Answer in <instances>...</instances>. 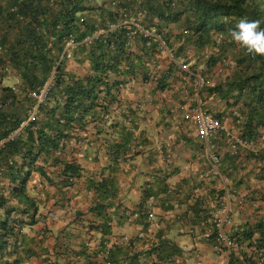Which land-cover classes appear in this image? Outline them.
Wrapping results in <instances>:
<instances>
[{
  "label": "trees",
  "instance_id": "trees-1",
  "mask_svg": "<svg viewBox=\"0 0 264 264\" xmlns=\"http://www.w3.org/2000/svg\"><path fill=\"white\" fill-rule=\"evenodd\" d=\"M241 17L259 19L264 28V0H0V170L6 168L2 176L15 185L11 193L19 200L10 207V201L0 197V210H5L4 219L0 218V259L15 258L13 264L23 261L16 229L37 223L39 207L27 192L33 172L48 183L59 177L58 185L69 189L84 175L75 156L83 146L98 142L109 146L107 155L114 164L111 174L130 154L134 140L128 126L112 121L113 106L122 101L118 83L111 79L142 71L146 80L150 56L161 44L145 37L134 24L119 28L125 21H134L146 31L155 28L171 49L176 45H181L180 51L189 46L199 53L211 49L213 54L205 64L210 70L231 57L228 75L211 91L219 93L229 108L238 107L243 118L238 136L257 147L264 127V57L247 55L231 40L229 31ZM71 36L78 43L74 59L90 65L91 73L84 77L73 75L67 71V62H60ZM87 38L91 42H84ZM123 67L128 69L123 71ZM53 74L38 121L8 140L36 101L23 89L13 92L4 82L18 76L24 89L39 92ZM134 112L129 111L131 116ZM124 131L122 140L109 139ZM252 157L264 160L263 153ZM39 159L43 165L38 167ZM49 164L58 177L48 175ZM114 183L111 175L89 181V188L100 197L97 208L105 222L98 227L106 234L111 232L109 210L118 197ZM12 214L20 217L13 219ZM232 239L239 252L232 264H264V219L245 225ZM107 253L106 259L111 260L112 253ZM33 254V248L26 253Z\"/></svg>",
  "mask_w": 264,
  "mask_h": 264
},
{
  "label": "crops",
  "instance_id": "crops-1",
  "mask_svg": "<svg viewBox=\"0 0 264 264\" xmlns=\"http://www.w3.org/2000/svg\"><path fill=\"white\" fill-rule=\"evenodd\" d=\"M179 46H161L150 56L146 80L142 71L112 77L122 101L114 104L112 121L127 125L134 140L114 174L107 155L110 148L103 142L75 153L84 175L69 189L58 185L56 168L50 164L48 175L58 177L55 183L33 172L27 192L39 212L35 225L16 229L21 264H232L234 254L239 255L238 250L219 246L217 239L224 234L234 241L245 225L264 219V160L252 157L264 154V127L257 147L241 150L239 160L227 139L202 140L195 124L185 120L183 108H203L236 137L243 118L238 107L229 108L219 93L211 91L228 73L214 83L206 61L197 63L201 53L192 46L180 51ZM202 66L206 71L197 69ZM66 68L78 77L91 73L89 63L79 64L76 58L67 61ZM5 82L8 87L14 83ZM124 135L125 131L109 139L122 140ZM36 165H43L42 160ZM2 175L0 197L15 206L19 201L11 193L15 185ZM110 175L118 197L109 210L111 232L106 234L98 227L105 222L97 208L100 197L89 181ZM4 217L5 210H0ZM226 218L229 222L217 228L216 221ZM31 248L34 256L29 257ZM108 251L111 260L106 259ZM14 259L1 258L0 264H13Z\"/></svg>",
  "mask_w": 264,
  "mask_h": 264
},
{
  "label": "built area",
  "instance_id": "built-area-1",
  "mask_svg": "<svg viewBox=\"0 0 264 264\" xmlns=\"http://www.w3.org/2000/svg\"><path fill=\"white\" fill-rule=\"evenodd\" d=\"M128 24H134L140 33L144 34L145 37H153L155 38L163 47H166L165 42L163 41L162 37L157 34V30L155 28L151 29L150 31L144 30L141 25L138 23H134V21H125L121 24L120 27L126 26ZM112 28H117L116 26H113ZM136 32L133 33L132 37H134ZM188 31H185L184 34H188ZM84 42L89 43L91 42L90 38H87ZM132 40L129 41V46H132ZM66 47L64 50L63 55L61 56L60 62H67L74 59V50L77 47L78 43L76 42L74 37H69L66 41ZM53 78L47 81L45 85L42 87V89L39 92H32L29 89H24L22 85V79L18 76H9V79L13 80V86L10 87L13 92L19 93L22 91V89L25 91L26 94H28L29 97L34 99L36 101V104L31 108L29 111L28 117L26 121H24L20 128L13 133L8 140H14L16 137H18L22 131H24L31 123H34L38 121L39 119V106L45 102L47 95L50 91V88L53 84ZM199 84V83H198ZM201 84H203V81H201ZM184 110V118L187 121H192L197 130V135L202 140H210L215 139L216 141H222L224 139H227L230 142V145H232V154L234 156H238L242 149H247L249 147V144L239 137H236L231 129L227 128L222 122L217 120L214 116H212L208 111H205L203 108H196L191 110ZM3 145V143L1 144ZM10 164H13V161L10 162ZM4 169L0 170V175L4 173ZM152 218V215H151ZM217 228H222L224 223H228L229 219L226 218L223 220V222L218 220L216 221ZM219 246H226L229 249H238V244L229 239L226 235L220 234L218 239Z\"/></svg>",
  "mask_w": 264,
  "mask_h": 264
},
{
  "label": "clouds",
  "instance_id": "clouds-1",
  "mask_svg": "<svg viewBox=\"0 0 264 264\" xmlns=\"http://www.w3.org/2000/svg\"><path fill=\"white\" fill-rule=\"evenodd\" d=\"M231 40L253 58L264 57V28L259 19L241 17L229 31Z\"/></svg>",
  "mask_w": 264,
  "mask_h": 264
},
{
  "label": "rangeland",
  "instance_id": "rangeland-1",
  "mask_svg": "<svg viewBox=\"0 0 264 264\" xmlns=\"http://www.w3.org/2000/svg\"><path fill=\"white\" fill-rule=\"evenodd\" d=\"M176 47H178V45H176ZM191 52H193V51H191ZM212 54H213V51L211 49L201 53L200 60H198L197 63L200 61H201V63H205L206 59H208L210 57V55H212ZM231 60H232L231 57L229 59H225V61L223 63H219L215 68H213L211 70V72L208 73L209 77L212 79V81L214 83L219 82L221 76L223 74H226L229 71V65L230 64L233 65ZM197 69L199 71H206L205 66L197 67ZM12 81H13L12 79H8V81L5 83H6V85H10V84H12Z\"/></svg>",
  "mask_w": 264,
  "mask_h": 264
}]
</instances>
